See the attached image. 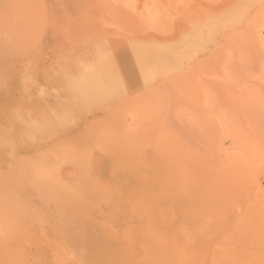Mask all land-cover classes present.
I'll use <instances>...</instances> for the list:
<instances>
[{"label": "rangeland", "instance_id": "rangeland-1", "mask_svg": "<svg viewBox=\"0 0 264 264\" xmlns=\"http://www.w3.org/2000/svg\"><path fill=\"white\" fill-rule=\"evenodd\" d=\"M255 210L264 0H0V264H264Z\"/></svg>", "mask_w": 264, "mask_h": 264}, {"label": "bare ground", "instance_id": "bare-ground-1", "mask_svg": "<svg viewBox=\"0 0 264 264\" xmlns=\"http://www.w3.org/2000/svg\"><path fill=\"white\" fill-rule=\"evenodd\" d=\"M171 173H172V170L170 171L169 174H171ZM186 175H187V173H186ZM198 175L200 177L199 182L203 183L202 176L200 175V173ZM126 176H127V174L125 175V181L124 182L127 181L126 180V178H127ZM135 179H142V176L140 175L138 178H137V176H135ZM187 179H189L188 175H187ZM173 183H174V181H172V180L167 182V184H168L167 185L168 192L164 191V189H163L164 187L158 186V188L156 189V197L157 198H154L152 196V192H149L146 195H144L143 191L140 190L136 194V195H138V196H136V198L138 199V204H140V205H143V203L144 204H147V203L150 204L151 202L154 203V202H160V201H164V200H166V201L173 200L174 202L179 203V200L177 201L176 197H172L171 196L172 194H174V190H175L174 187H173V185H174ZM124 185H126V184H124ZM198 186H199V183H198ZM185 188H186V186H185ZM123 192L124 191L120 190L119 195H120L121 198H123L124 195H125V194H123ZM185 193H187V191H185ZM129 195H130V198L133 196V195L131 196V194H129ZM129 195H127V197ZM75 200L77 201L75 203H78V201H80L78 199H75ZM123 201H125V200H123ZM170 202H172V201H170ZM186 212H191V210L190 209H185L184 211H182V213H186ZM143 213L147 214V211H144ZM251 214H252V216H251L252 217V224L250 226V231L253 233L252 235H254V234L257 235V232H259V233L262 232L259 229V227H262L264 229V226L259 224L260 218H256L257 216H259V213H258L257 210L253 211V213H251ZM188 218L189 217H184V220H186ZM144 228H146V229H143V231L141 232V234L143 235L142 238L144 240H147V239L151 240L153 243H155L156 248L155 249H150L149 247H147L143 243L140 244V247L135 246L136 248H135L134 252L131 251V257H135V252H137V250H141V254L139 255L141 257H139L138 260H140L142 262V264H163L164 261H163L162 255L165 254V253H167L168 255L170 254L169 255L170 257H168V259L166 260L167 264H175V260H177V264H189V260L193 259L195 257L194 254H196V251L201 248L199 246H195V241H197V239H195V240L191 239L190 240L187 237L188 235L186 236L184 234L183 235V242L181 243L180 246L176 245L178 247L176 248L175 252H172V251L168 252L167 249L163 246L164 245L163 236L161 234H158L156 232V230L151 229L147 225H145ZM131 233H132L131 231L125 230L123 232V237H129V235ZM181 238L182 237H180V242L182 240ZM248 240L249 239H246V240H244V242H249ZM167 241H169V239H167ZM171 242L173 244V249H175V246H174L175 244L173 242H177V241L172 239ZM102 253H104L103 254V258L105 256H108V255H106L107 252H102ZM61 254L64 255V256H61V257H65V256L68 255V252L65 249H62ZM121 254L122 253H120L119 255H121ZM75 257H79V256H77L75 254ZM263 258L264 257L262 256V259ZM179 260H181V262ZM247 264H250V262H248Z\"/></svg>", "mask_w": 264, "mask_h": 264}]
</instances>
